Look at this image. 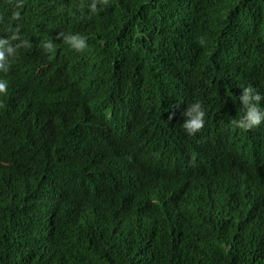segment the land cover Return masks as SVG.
<instances>
[{"label":"trees","instance_id":"trees-1","mask_svg":"<svg viewBox=\"0 0 264 264\" xmlns=\"http://www.w3.org/2000/svg\"><path fill=\"white\" fill-rule=\"evenodd\" d=\"M90 3L0 0L30 44L0 73V264H264V124H230L264 92V0Z\"/></svg>","mask_w":264,"mask_h":264},{"label":"clouds","instance_id":"clouds-1","mask_svg":"<svg viewBox=\"0 0 264 264\" xmlns=\"http://www.w3.org/2000/svg\"><path fill=\"white\" fill-rule=\"evenodd\" d=\"M106 3L107 0H91V3L88 4L87 7L91 13L95 14L100 10L98 9V4L103 6ZM16 7H22V0H16ZM80 7L83 8L84 5L82 4ZM19 18V12H13L11 20H18ZM7 31L11 33L10 36L0 37V73L6 74L11 64L15 62L17 50L21 47H30L27 40H21L20 43L13 44V41L20 40V36L18 35L19 27L12 28L11 24H9ZM57 38L61 39L64 44L76 52H83L88 48V39L81 33H58ZM198 42L203 46L205 44V39L200 37ZM42 47L46 53L50 54L54 50L55 44L52 40H48L42 43ZM8 90L9 81L3 76H0V96L7 95ZM236 90L237 87L235 86L232 93ZM238 100L240 103V115L230 121L232 127L248 133L247 130L252 129V131H254L258 126L264 124V92L253 86H246L242 88ZM185 106H187V108L183 113L184 122L181 126L186 132V135L194 136L204 127L206 112L204 106L199 101H193L185 104ZM110 115L111 113L108 114V116ZM180 116H182V108L180 110ZM175 126L173 114L171 113L165 128L167 132H172L175 130ZM166 129H163V131H166Z\"/></svg>","mask_w":264,"mask_h":264}]
</instances>
